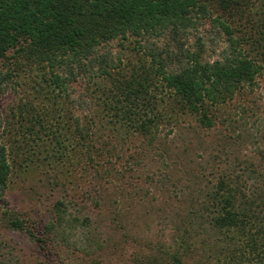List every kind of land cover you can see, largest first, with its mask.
I'll list each match as a JSON object with an SVG mask.
<instances>
[{
	"label": "trees",
	"instance_id": "1",
	"mask_svg": "<svg viewBox=\"0 0 264 264\" xmlns=\"http://www.w3.org/2000/svg\"><path fill=\"white\" fill-rule=\"evenodd\" d=\"M205 23L209 28L199 33ZM205 36L208 46L222 43L214 58L203 57ZM129 37L143 54L127 74L111 42ZM24 71H35L32 88L53 104L42 112L27 101L0 110V196L14 147L16 155L61 148L56 157L77 147L83 166L99 171L115 150L99 141L97 118L107 119L112 131L142 137L164 168L162 188L170 184L166 190L179 198L171 243L150 247L144 264H185L195 240L211 235L222 264H264V151L247 156L228 149L244 139L246 107L233 102L246 99L245 89L264 72V0H0V95L17 88L15 77ZM76 83L84 91L74 96ZM238 107L239 115L232 114ZM184 115L202 130L224 127L199 162L190 158L188 138L187 146L175 145L192 128ZM53 209L43 232L53 227L83 249L87 222L62 201ZM14 214L6 227L33 235Z\"/></svg>",
	"mask_w": 264,
	"mask_h": 264
},
{
	"label": "rangeland",
	"instance_id": "2",
	"mask_svg": "<svg viewBox=\"0 0 264 264\" xmlns=\"http://www.w3.org/2000/svg\"><path fill=\"white\" fill-rule=\"evenodd\" d=\"M208 28V23H205L199 33ZM194 38L193 31L190 42ZM204 43L203 57H216L222 43L218 47L208 46L206 36ZM111 48L116 57H121V67L127 74L143 54L133 37L121 42L113 40ZM34 76L35 71H24L18 78L15 77L20 85L0 95L2 113H8L17 102L25 101L40 112L45 106L51 107L52 99L44 97L43 93L36 94L32 88ZM256 80L253 88L245 89L249 92L246 99L238 98L233 102L246 107L245 125L240 123L244 139L238 146L236 142L229 144L228 149L239 150L241 155L247 156L261 149L264 151V72ZM73 87L74 96L84 91L83 84L76 83ZM239 108L232 114L239 115ZM75 113L81 114V110ZM63 118L66 119V115ZM182 118H186L185 121L190 122L194 130L191 128L184 133L185 141L176 139L175 145L179 149L184 144L187 146L188 138L191 142L190 158L199 162L201 156H206V150L209 151L218 142L220 135L217 131L224 127L206 131L195 126L194 116L184 115ZM97 120V125H103V136L99 141L107 140L110 146H115L111 152L114 156L109 157L103 168L97 166L99 171L96 167L83 166V156L77 147L74 150L67 147L62 157H56L61 148L52 154L53 149L49 146H41L39 149L42 152L36 149L17 155L13 153L17 147L13 148V169L0 196V264H144L150 247L156 243H171L170 228L174 222L171 213L177 209L179 198L166 190V186L172 188L170 184H164L162 188L159 180L164 168L159 156L144 145L141 136H129L119 128L112 131L114 128L106 123L107 119ZM183 125L186 126V123ZM186 160L183 158V161ZM122 168H128L123 175L120 173ZM105 169L111 170V174H105ZM164 200L172 203L171 208L164 207ZM56 201L64 202L71 212L87 222L83 230L88 231L90 240L84 242L83 249L75 247L74 236L71 239L53 227L43 232L55 217L53 208ZM11 212L24 222L23 228L32 229L33 235L25 230L6 227L5 220ZM81 228L78 227V233ZM215 238L211 235L204 242L195 240V245L185 257V264H222L223 257L212 248Z\"/></svg>",
	"mask_w": 264,
	"mask_h": 264
}]
</instances>
